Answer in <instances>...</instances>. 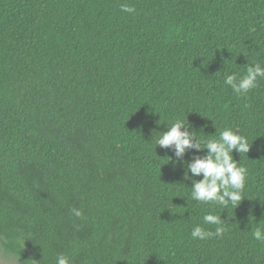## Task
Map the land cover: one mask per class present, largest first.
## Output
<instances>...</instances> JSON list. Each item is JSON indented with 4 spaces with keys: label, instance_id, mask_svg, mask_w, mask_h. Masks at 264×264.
<instances>
[{
    "label": "trees",
    "instance_id": "16d2710c",
    "mask_svg": "<svg viewBox=\"0 0 264 264\" xmlns=\"http://www.w3.org/2000/svg\"><path fill=\"white\" fill-rule=\"evenodd\" d=\"M256 63L264 0H0V249L21 264H264V79L246 96L224 83ZM177 119L246 136L235 209L193 200L186 166L154 147ZM209 213L226 231L192 238L215 230Z\"/></svg>",
    "mask_w": 264,
    "mask_h": 264
},
{
    "label": "clouds",
    "instance_id": "9594fccd",
    "mask_svg": "<svg viewBox=\"0 0 264 264\" xmlns=\"http://www.w3.org/2000/svg\"><path fill=\"white\" fill-rule=\"evenodd\" d=\"M120 10L124 13H134V6L121 4ZM258 78L264 79V66L260 63L250 65L246 69V74L239 78L235 73L227 74L224 83L237 95H247L249 91L258 86ZM167 130L158 132L155 139V146L172 152L169 157L173 166L179 164L186 166L184 178L192 180L191 198L204 204H214L227 208L229 204L235 209L241 202L242 192L245 187L247 169L239 165L233 159L232 152L235 150L239 155L247 154L250 150L246 136L238 130L225 128L219 133L218 139L198 138V133L191 129V126L183 120H175L166 125ZM206 149L204 155H194L189 161L184 159L185 153L195 150L200 152ZM189 173L191 175H189ZM194 177H202L199 180ZM193 181H195L193 183ZM76 216H81L79 209H72ZM224 221L220 215L205 214L204 224L215 225L214 231H206L201 226H195L190 235L194 239H209L213 236H221L225 231ZM254 239L264 241V230L257 227L252 232ZM56 264H69V259L64 255H58Z\"/></svg>",
    "mask_w": 264,
    "mask_h": 264
},
{
    "label": "rangeland",
    "instance_id": "374dc122",
    "mask_svg": "<svg viewBox=\"0 0 264 264\" xmlns=\"http://www.w3.org/2000/svg\"><path fill=\"white\" fill-rule=\"evenodd\" d=\"M0 263L1 264H21V262L17 258L4 254L1 249H0Z\"/></svg>",
    "mask_w": 264,
    "mask_h": 264
}]
</instances>
